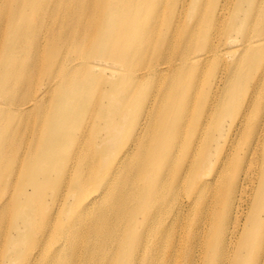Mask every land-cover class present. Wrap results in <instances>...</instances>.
<instances>
[{"label":"bare ground","instance_id":"1","mask_svg":"<svg viewBox=\"0 0 264 264\" xmlns=\"http://www.w3.org/2000/svg\"><path fill=\"white\" fill-rule=\"evenodd\" d=\"M0 22V152L29 146L20 195L0 186V264L27 231L21 264H95L102 242L107 264H264V0H0Z\"/></svg>","mask_w":264,"mask_h":264},{"label":"rangeland","instance_id":"2","mask_svg":"<svg viewBox=\"0 0 264 264\" xmlns=\"http://www.w3.org/2000/svg\"><path fill=\"white\" fill-rule=\"evenodd\" d=\"M30 4H29V8L26 10L25 14L22 17H20V19H19V26H20V28L17 29V31L13 32V35H11V37H13L12 40H14L15 37L17 38L18 35H21L22 36L21 42L24 43L23 49L26 50V51H28V54L31 51H39L41 49V45L45 44V42H46V39H45V36H44V28H40L39 27L40 29H38L37 34L34 35L33 34L34 32H32V33H30L31 35L25 34L24 37H23V32H24V30L26 28L23 31H20V29L28 26V24H30V23L32 25H35V22L32 23L33 16H32V13H31V10L34 8V4H32V5H30ZM3 6L4 7H7L10 10H13L14 7L17 6V3L16 2H13V1H7V3L5 5L3 4ZM3 6H1V9H2ZM31 27H33V26H31ZM27 28H29V27H27ZM5 32H6V29L4 27H2V23L0 22V40L1 39H4L7 36V34L5 36ZM35 58H36V56H35ZM30 60H28V61H30ZM16 63L21 64L19 60H17ZM44 63L45 62H42L41 63V66ZM27 64H28V62L25 63L24 65H27ZM31 76H32V74H31V71L30 70H28V69H25V70L22 69L21 72H16L14 75L11 74V77L12 78H10L9 75L8 76L6 75L5 76V84L8 82V85H11V84L14 83V80H16V79L17 80H28ZM2 81H3V76L0 75V82H1V84H2ZM24 102L25 101H23L22 103H24ZM8 103H9V101L8 100H5V103H4V104H6L5 105V108H4L5 110L12 109L14 107L13 105H10ZM1 106L3 107V105H1ZM19 121L22 122V123H24L23 126H27V124H28V119L27 118L19 119ZM5 122H6V120H5ZM10 128H11V125H8L7 124L6 128L3 129L2 131L4 133H8L9 130H10ZM6 147H7V149H6L5 153H4V155L1 154V152H0V159H1L0 162H3L5 164L4 170L0 173V177H1L0 186L2 188L9 187L8 190L10 192L9 191L7 192V194H9V195L8 196L6 195L5 199L6 200L10 199V200H14L15 201L16 200L15 197H17L16 195H18V194L20 195V193H21V191L23 189V188L21 189V187H23L24 177L26 175L24 174V172L22 174H20L21 176H19V178H18V180L16 181L15 184H14L15 177H14V179L10 178L11 180H9V182L7 183V181H8V178L6 177L7 168L8 167L11 168V163H10L11 162L10 160H11V157H12L11 156L12 155L11 153H13V150H15L14 148H16V150L18 152H22V151H25V150L26 151H29V146H6ZM66 183H67V181L62 180V181H60L56 185V188L55 189L60 188L59 189L60 199H62V197L68 193L67 190H66ZM70 195L71 196L68 197V200H71L72 199V194H70ZM76 207H77V204H76ZM17 208H18V204H16L15 207H13L10 211H8L6 213V215L11 220H12V216H14L18 212L17 211L18 210ZM78 211H79V209H77L76 212H74L75 216L78 215ZM70 216H71V213L68 214V215H66V217L64 219L67 221ZM141 220H142V217H139V221H141ZM142 229H143V226H141L140 224H137V226L135 227L134 230H132V232H131L130 235H138V234H140V232H141ZM48 232H49V230H47V233ZM155 232H160L159 231V226H158V230H157V228H155ZM53 233L54 232H52V234ZM169 234H168V237H169V240H168V242H169L168 245L169 246H168V248L171 247V244L173 242V233L170 234V235ZM54 238H55V236L53 237L51 235L50 240L47 243H44L43 245L40 246L41 248H40L39 251H40V253L42 255H45L46 253L50 252L54 247H56L55 239ZM33 240H35V237H33L31 235L30 231H27L26 236L23 237V238H21L19 240V242L17 243L16 246L19 249V252L18 253H21L16 258L17 259V262L19 264L23 263V261L26 258V255H28V254H34V250L31 249L32 248V246L30 245L31 243L28 244L29 241L32 242ZM162 242H163V240H162ZM102 243H106V242H102ZM102 243H101V246L98 247V251L96 250L97 253H96V261H95V264H97V258H98V264H99V262H101L102 264L103 263L107 264L115 256V253H116V250H117V246L112 245L111 247H108L106 245H103ZM135 244L136 243H134V245ZM74 247L76 249L77 248H80V242H76V244H75V246H73V248ZM109 248H110V250H109ZM106 250H109L111 252V256L108 259L104 258V256L101 255ZM152 254H153V252H150L149 253V255H152ZM1 258H3V256ZM85 260L88 262V259L87 258H85ZM139 261H140V258L138 257L137 258V263ZM82 263H84V260L83 259H81L80 264H82ZM36 264H40L39 257H38V262ZM182 264H185V261H183ZM190 264H193V263H190Z\"/></svg>","mask_w":264,"mask_h":264}]
</instances>
